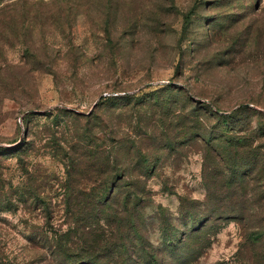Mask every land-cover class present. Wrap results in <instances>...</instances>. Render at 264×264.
Wrapping results in <instances>:
<instances>
[{
    "label": "rangeland",
    "instance_id": "obj_1",
    "mask_svg": "<svg viewBox=\"0 0 264 264\" xmlns=\"http://www.w3.org/2000/svg\"><path fill=\"white\" fill-rule=\"evenodd\" d=\"M0 264H264V0H0Z\"/></svg>",
    "mask_w": 264,
    "mask_h": 264
}]
</instances>
